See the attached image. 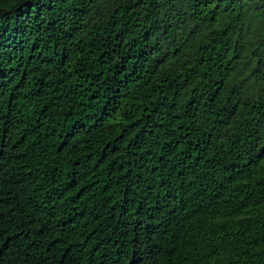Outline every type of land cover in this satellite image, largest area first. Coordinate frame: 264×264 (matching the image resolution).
<instances>
[{"label":"trees","instance_id":"trees-1","mask_svg":"<svg viewBox=\"0 0 264 264\" xmlns=\"http://www.w3.org/2000/svg\"><path fill=\"white\" fill-rule=\"evenodd\" d=\"M0 264H264V0H0Z\"/></svg>","mask_w":264,"mask_h":264}]
</instances>
